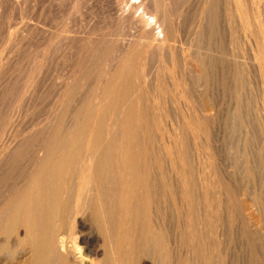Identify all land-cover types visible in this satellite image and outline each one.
<instances>
[{
    "label": "bare ground",
    "instance_id": "obj_1",
    "mask_svg": "<svg viewBox=\"0 0 264 264\" xmlns=\"http://www.w3.org/2000/svg\"><path fill=\"white\" fill-rule=\"evenodd\" d=\"M90 1L96 2L97 4L104 3V5H106V3L108 2V4L112 5V8H113L112 10L115 9L117 11L114 10L115 13L112 12V14L114 15H111L110 17H106L107 15H105V19L100 20L102 21L101 24H103L104 27H101V26L100 28L95 27L97 28V30L92 29L94 32L91 33L90 35L88 34L89 36L87 35L88 40L86 38L87 43L86 44L84 43L85 44L84 46L78 43L81 46L79 47L81 50L78 54L76 51L77 57H75L76 55L71 54L73 50L71 52L70 48L67 49V50H70L71 55H74V58H72L73 56L70 57L74 60L71 64H75L76 68H78L80 72V74L77 73V75H75L74 79H71L70 81L71 83H68L69 86L68 84L66 85L69 87L68 90L67 91H65L66 89L64 90L65 92H67L66 96L68 97V100L66 101L68 103L67 102L66 103L69 106L65 104V100H64L62 102H64L65 105H63V103H61V105L59 104L61 106L59 109L57 108L58 101L55 102L57 104H56V107L53 108V110L54 109L56 110V108L58 110L54 112H52L53 110L52 111L50 110L52 113L46 110L48 113H51V114L48 118H46L45 116V119L43 118V116H41L42 111L40 110L41 111L40 112L37 109L36 111L38 112V114L32 116L35 110L31 107L32 108L31 112L33 110L34 111L32 113L30 112L32 114L30 116H32L33 118L32 119L30 118L31 120H28V121H31L29 125H33L34 127L30 126L31 130H30V127L27 128L30 130V132L27 133L25 131V127L27 126V124L25 123L24 124L26 126L24 128H23V124L17 125L18 127L22 126L24 130L18 128V130L16 131L15 128L17 126L15 127L16 123L14 121L10 124L12 128L14 127V130H15L14 134L12 132H8L9 130H7L8 128L7 126L6 127L4 126L7 132L4 133V130H2L1 132H3L4 134L0 133V140H1V143H0V264H223V261L227 259V257L226 259L225 257H222L223 254L227 256L228 254L230 255L228 251V247L227 245H225V243H230V241L228 240L229 242H226L224 240L226 239V237H229V235H231L232 231L230 227L220 228V226H221V223H223V219L225 217L229 215L233 216V214H231L230 212L232 210V207L234 209L235 208L234 206L239 203L238 202L239 199L237 200V196L232 195L236 191L234 189L235 191L234 193H232L233 190H231V188H233V186H231L232 184H230L232 179L230 180V183L227 182V180L229 181L232 175L230 176L229 179H226V177L228 176H225L223 175V173H221V171H223L222 168H220L221 171L219 169L218 163L220 161V158L218 161L217 154L214 153L213 150L212 151L207 150L209 149L207 148L208 146L210 147L212 146L211 145L212 142L210 140L212 136L210 138H207L208 136H205L202 133L205 131L201 132V134L204 135L203 141L205 140L203 144L207 143L208 145L207 146L205 144V146L207 147H203L204 150H206V152L208 151L207 153L205 152V154H207L206 155L207 161L204 167H207V170L205 168V171H204V167L203 169L201 167L202 165L201 158H204L203 156L205 154H203L201 157L202 153H200L201 152L200 149H202L200 148V146L201 147L204 146V145H201L202 142L200 140L201 139L200 137H202V135H200L199 131H195V128L191 129L190 128L191 126L189 124H187L190 126V127L187 126L188 128L185 127L186 125L184 124L185 125L184 127L188 129V130L186 129V132L183 130L184 133H186L185 136L183 135L184 138L181 136V138L183 139L178 138L179 140L178 142H176L175 141L176 139L174 138H177L178 137L177 135L179 134L176 133L177 135L173 137L172 131H174L175 128L173 124L170 123L173 126L172 129L174 128L171 131L172 132L171 138L174 139L173 143L175 142L176 143L173 144L174 147L171 146L173 148V152L167 151L170 145H167L168 148L166 149L163 148L164 151L162 150L163 153H161L165 155L163 157L161 156V154H156L157 155L156 156L154 154L155 151L153 152L152 148H151L152 150L148 148L149 147L148 144H150L151 140H148L147 142L146 138L151 139L149 132H152L150 131L151 129H153L152 127L149 130L150 126L148 127L145 125L146 127H148L147 129V131H149L148 133L146 132V130L140 131L142 128L140 130L137 129L139 127L138 122L137 124L133 123L134 126L136 124L138 127L132 128L130 124L131 123L130 119H129L130 123L128 120H127L128 122L125 121L122 123V121H120L121 119L118 118L119 121L122 123L120 124V123H116L115 116L120 117V114H123L124 111L125 112L127 111V113H130V111H132L130 115L132 116V113H133V120H135L134 117H142V118L145 117L144 119L147 118L148 119L147 122H149L150 124L152 122V119L150 117L153 118L155 115L158 116L160 114V116L162 115V117L164 115L165 117H163V119H165L166 114L168 116L169 112H166L165 114H161L159 113L158 110H157L158 113L156 109L153 110L154 104L158 103L157 98L159 96L161 97V95L156 94L157 92H160L156 89L159 88V84L161 82H159L160 81L159 74L155 72V69L153 70L157 74L152 72L153 70H151L150 72V69L154 68L153 65L155 66L156 62H160V61L163 62L164 58L165 59L167 58L169 61L166 60V62L163 63V66L165 69L163 68L162 69L166 71V69L169 66H171V68H174L176 70L178 69L179 71H181L182 73L181 76L183 77L180 78V80L182 79L183 83L181 81L180 83H182L184 92L187 93V94L186 93L184 94L188 95V98L184 94L183 95L187 99H190V100L193 99L194 101L191 100L193 101V104L194 102L198 103L197 105L200 110V113L202 112L201 114L204 115V117L200 115L198 116L202 117L203 120L204 118H206L207 119L206 121H211L214 116L212 115V113H210V109L212 110L214 106L215 107L218 106L214 104L216 103V100L212 103L213 105L212 108L209 109V106H208L209 103H211L210 100H212L211 99L212 98L211 97L212 84L214 81H216V80L214 81L212 80L213 79L212 76H215V74H217V72H220V71L222 72V73H219L220 76L221 74L225 75L226 74V72H224L225 69L226 71L228 70L227 72H229V74L232 73L231 79H233V82L235 83L234 84L235 90L238 86H240V89L241 88L243 89V86L245 88L246 87L248 88V92L245 93L246 94L245 101H244L245 96L241 97L239 95L241 94V90L237 88L236 96L238 97L234 95L235 96L234 99L235 98L236 99L234 100L232 104L233 106L230 107L232 117L234 118L241 117L242 116L241 109L244 108V106L247 109L249 108L255 109V107L252 108L253 106L256 105L255 99H257L258 95H261L260 93L262 92H263L262 94L264 95V0H79L77 5L85 4ZM65 2L66 0L65 1L63 0H0V81L3 78V76L5 78L3 79L6 81L4 82L6 84H3V87L0 88V100H1V97H3L7 93L8 89L10 88L9 87L10 84L14 82H15V86L23 90L24 95H22L23 93L22 92L21 93L22 97H21L20 93L17 91V87L15 88L16 90H14L13 88L14 85H13L11 87L13 88V90L11 88L10 89L14 92L17 91L21 98L19 97L20 98L19 102L11 100L13 101L12 104H14V102L15 103L18 102L21 106V104H25L28 100H32L31 99L32 96L30 98V92H33V89L31 90V87L34 86L32 85L33 83L32 81L34 78H37V76L34 78L31 77V79L33 78L31 82L30 80H28L30 79L29 77L26 78L27 80L26 79L23 80L22 76L24 75L23 74L24 68L22 67H24V65L21 67L23 72L20 69V66L17 65L19 66V69L22 72L20 73L23 74L22 76H19V74L15 73L18 68H14L15 66L13 67V65L16 61L20 60L21 57H23L26 54L28 55V51H30L31 48L33 49V46L34 47L39 46V45L36 46L35 44H37L39 40L40 41L43 40V39H40L41 37L39 35L42 31H46L47 33L49 32L51 35V37H49L50 35L47 36L43 34L44 35L43 37L45 36H47V38L49 37L47 41L44 40L46 42V51L45 53L43 51H37L38 53H35L36 51L34 52V50L36 49H34L32 50V53L33 52L35 53V57H40V54L42 52L44 54L47 53L48 55L46 54L47 57L45 59H46V62H48L50 65H52V63L55 64L54 60L58 59L57 57L59 56L58 54L59 52H61L64 49L63 53H66L65 50L67 48V45L70 46L69 43L71 44L72 42H74L76 44V42L78 41L81 42V39L83 38L85 40L84 36H78L79 33H77V36H73L75 37L73 39L72 37L73 29L72 28L73 27L75 28V26L73 25L75 23L73 22L74 16L68 15L66 16V18L64 17L69 12L68 11L67 13H65L67 8L69 7L65 4ZM69 2L68 3L66 2V3L69 5L70 4ZM110 5L106 7H109ZM39 6L43 7L42 10L44 11V13L48 14L46 15L47 16L46 19L44 18L45 19L44 23L48 25V28H46L47 25H45L46 29L43 27H41L42 28L41 31L40 29H38L40 32L36 34H38L39 37L37 36L38 41L35 42L34 39L36 37H34L35 35L34 33L37 29L35 30L32 27L31 21L33 22V20H31V17L32 18L34 17L35 15L34 13H36L35 11L37 10L36 8H39ZM109 8H106V10L108 11ZM72 11H71V14H72ZM31 14H34V15L31 16ZM74 15L76 14L74 13ZM41 16L40 18H42ZM20 18L22 21L19 20L21 22H18V19ZM100 21H99V24H100ZM227 34H229L231 38L230 45L232 48V52L235 51V45L237 44L239 51H240L239 53L240 56L237 57L238 53L236 52L237 55L236 53L235 55L237 59L233 60L232 59L233 57H232L231 58L232 60L230 59L231 61L228 62L229 64L227 65V62H226V65H225V61L227 60L228 57L225 60V58L222 56L224 51L222 52L221 50L220 52V49L217 50V45H218L217 42L218 43L219 41L221 42L222 40L220 39L221 36L223 35L225 36ZM218 39L219 41H217ZM226 39H227V36H226ZM259 41L261 42L260 45L258 43ZM39 43H40V46L41 44L44 45V43H41V42ZM82 43H83V40H82ZM222 43H221V46H223ZM234 43L236 44L234 45ZM226 46H229V45H226ZM77 49H78V46L75 48V50ZM57 54L58 56L56 57ZM31 55L32 54H30L29 56ZM67 55L68 54L66 55L64 54V56L66 57ZM40 59L41 58H39L38 60ZM64 59H62V61ZM24 60L26 59L24 58ZM29 60H31V57L29 58ZM23 61L21 62V64L23 63ZM39 62L40 61H38V63ZM67 62H70V60L69 61L67 60ZM17 63H19V61ZM48 63L46 64L48 65ZM28 64H29V69H30L31 67L30 65L33 63L30 62ZM35 64H33L34 65V67H32L33 69H30L32 76L37 74V72L39 73L38 68L42 67L41 65H43L44 67V64H39V65L38 64L35 65ZM57 64H58V61H57ZM65 65L66 64H64L63 67H65ZM70 65L67 68V70L70 69ZM54 66L52 65V67ZM157 66H160V65H157ZM11 67L16 69V71L14 70V73L12 74L8 72ZM59 67H61V65H59ZM47 68H48L47 74L51 73L52 72L51 66L50 67L48 66ZM55 68H58V67H55ZM129 68L130 69L133 68L134 70H138V71L141 70V73H143V75L141 74V76L145 77V79L149 77V81L151 83V84L149 83L150 86L152 85V87L154 86L157 87L156 89L154 87V89L157 91L155 95L158 96L156 97V103H153L152 101H150L152 103L153 108L151 107V104L147 102L148 100L151 99V98L149 99V97H151L152 94L150 93L151 95L146 97V95L148 94L144 93V91L146 93L148 91L149 93V91L153 89L149 90V85H147L148 83L147 84L142 83L143 81L147 82L148 79L146 81L144 79L140 80V82L143 85L145 84L146 87L142 86L138 82H135V80L138 79L137 77L136 78L132 77V79H135L133 81L135 83H132L130 79L131 76L129 77L130 72L129 74L126 75V72ZM157 68L156 70L159 71V73L161 74L162 73L160 72L161 70H158ZM171 68L169 67V69ZM60 70L62 71V69ZM72 70H75V69L72 67ZM26 71H28V69ZM65 71L66 70H64V72ZM71 71L69 70L68 72L72 73ZM113 71L116 72V74H113ZM129 71H132V70H129ZM147 71L148 73L149 72L150 73L147 74L146 73ZM165 71L163 73H165ZM171 71H172L171 74L173 75V69ZM171 71H168V72L166 71V73L169 74ZM7 72L10 75H7L8 74ZM17 72H19V70ZM100 72L102 73L104 72L103 76H101L104 79L103 78L100 79L99 78L100 76L98 77ZM52 73L53 75L55 74L54 72ZM60 73L58 74L60 75ZM110 73L114 75L115 77V78L113 77L115 80V81H112L113 83L110 82L111 79L110 81L109 79H107ZM132 73L137 74L138 72L134 71ZM63 74H64L63 75L64 78L66 79L67 77H65V74L67 73L65 72ZM73 74H76V70L74 71ZM73 74L71 75L69 74L68 78L69 76L71 78ZM171 74L170 76H172ZM175 74L177 73L175 72ZM161 75H164V74H161ZM28 76H29V73H28ZM48 76L51 78V74H49ZM166 76L164 75V77ZM170 76H168L169 77L168 80L172 79ZM176 76L177 75H175L174 77ZM178 76H177L178 78L177 80H179ZM62 77L60 78L59 76L58 78L61 81L63 80L62 82H64L65 79H62ZM97 77L100 79V81L97 80ZM111 77L109 76V78ZM161 77L163 78V76ZM174 77H173L174 79L173 82L175 83L176 79ZM229 77L231 76L226 75V79ZM38 78H40V76ZM68 78L66 79V81L68 80ZM214 78H218V77H214ZM166 79L164 81H167ZM257 79H258V84L256 83L257 85L255 86L259 85V87L258 89L256 87L258 91L254 92L255 89H253V81L257 82ZM44 81L42 80V85L44 84ZM171 83H172V80H171ZM180 83L179 84L177 83L175 85H180ZM92 84L94 88L91 87ZM215 84L217 85L216 82ZM223 84H225V82ZM163 85H164V82L163 84L161 83V86ZM224 86H226V84ZM52 87H54V85ZM58 87L59 86H57V88ZM169 87L172 88L173 86L169 85ZM179 87L177 86L178 89ZM177 88L175 90H178ZM51 89H54V88H51ZM159 89L161 90V88ZM260 89L262 92L260 91ZM57 90L59 91V89ZM163 90L165 91V89ZM171 90H169L168 93H170ZM238 90L240 91L239 94L237 93ZM174 91L172 90L171 94L173 95L175 94V98L178 99L179 97H176L177 91H175V93ZM224 91L222 90V94ZM42 92L43 93L46 92L44 91V88ZM181 92L179 91V93ZM50 93L51 92H48V94L46 93V95L48 96H45V97H49ZM63 93L64 92H62L61 95H63ZM133 93L135 94V96L133 95L134 99L129 98V99H132V100H129V102L135 99H138L137 98L138 96L136 97V94L140 95V100L137 103L135 100V102H133L134 104H131L127 101L125 96H132ZM143 93L145 94V96ZM121 94L123 95L122 98L125 97V100H123L122 98L121 100L128 102L129 106H128V103L126 105V102L124 104V102H121V100L118 98L120 97ZM163 94H166V92L162 93V95ZM7 95L9 96L10 93ZM61 95L60 97H62ZM212 96H214V94H212ZM9 97H12V96L10 95ZM34 97H36V95ZM38 97H41V95ZM45 97L44 98L41 97V98H43L44 100ZM56 97L58 98L57 95ZM144 97H146L144 100L147 99L146 102H144L143 100ZM15 98H18V97L16 96L14 97V99ZM116 98H118L120 102L123 103L124 105L121 106L120 104H118L119 106L117 105L113 107V105H116L114 104V100ZM186 98L182 99V100H185L183 101V104L186 101L189 102V100H186ZM69 99L71 100V102ZM173 99H170L171 103ZM259 99L262 101L261 97ZM47 100L49 101L48 98ZM83 100H86L85 105L83 104V106H85L84 108L83 106L81 107L82 105L81 102ZM258 100H257V104H258ZM9 101H10V98H9ZM9 101L6 104L7 107H8V103H10ZM38 101H40V99ZM32 102H35V100L33 99ZM42 102L41 104L44 103ZM115 102L117 103V100H115ZM167 102L168 100H166V103ZM180 102H181V99L179 103ZM75 103L76 105H74ZM176 103H178V101ZM176 103L174 104L173 102L174 107L170 104L171 108L173 107L174 109L176 107L174 112L172 113L176 112L175 114H177L176 115L178 116L177 118L181 117V119L184 120L185 118L183 117L186 116V115L183 116L185 114L184 110L188 111L187 110L188 108L182 110L184 112V114L182 115L180 111L181 108L179 107L182 104H179L178 106L179 108H177ZM161 104L162 103L160 102V104L159 105L157 104V105L160 107L162 106ZM190 104L191 102L187 103V107H193V108L195 107L193 104H192L193 106H190ZM39 105L40 104L37 105L38 106L37 108H39ZM49 105H50V102H49ZM77 105L83 108L82 112L83 111L84 112L82 114H84L85 112H89V114L93 115L94 114L93 112H95L97 115V118H96V115L94 116L95 119L93 117H90L92 120H94L90 122L91 119L89 121L88 117L92 115L88 114V117L84 115V119L86 120H84L83 117H81L80 115L82 120H84L85 122H81L82 120L79 121V118H80L79 116H78L79 117L78 121L81 123H85V124L80 125L78 124L79 122H77V126H76L77 128H76L75 125L71 123L72 126L74 127L73 128L71 127L72 129L69 130V125H71L70 122L68 121V116L69 115L71 116L70 109L73 110V107L76 108L75 106ZM0 106H1V101H0ZM10 106H9V111H10ZM41 106H40V109H41ZM43 106H45V104ZM50 106L52 107L53 105H50ZM67 106H68V109L66 111ZM170 106H169V110L168 109L167 110L170 111L171 113ZM14 107L12 106V108ZM45 107L49 108V106H45ZM165 107H167V105ZM181 107L183 108V106ZM25 108L23 110V116H24V113L26 112ZM81 108H80V111H81ZM20 109H23V108L21 107ZM215 109H213V112L214 113L218 112V111H215ZM15 110L18 111L19 108ZM74 110L77 111L79 110V108H76ZM117 110L118 111L123 110L120 112V114L117 112L119 116L117 114L115 115ZM194 110L195 112L198 111V109L197 110L194 109ZM217 110H218V107H217ZM1 111L3 112L2 108H1ZM189 111H190V108H189ZM18 112L21 113L20 110ZM44 112L45 110H43V113ZM73 113L75 112L73 111ZM196 113H193V116L194 114L196 115ZM175 114H170L171 118L170 116L169 118L172 119V115L174 116ZM74 115L72 116L75 118ZM124 115H126L127 118H131L126 113ZM261 115L264 117L263 114ZM40 116L42 117V119H40ZM72 116L70 117V119L73 118ZM85 116L87 118H85ZM108 116L110 118L115 119L114 120L115 122L111 123V121L113 120H111L110 118H107L106 119L107 121L108 119L109 121L111 120L110 121L111 124H107L106 123L107 121H106L105 123L108 126H105L106 124L104 123V118ZM160 116L157 118H160ZM176 116H175V119H176ZM259 116L258 117L256 116L258 118L256 119L259 120L261 123L263 118L261 119V117ZM25 117L26 116H24V118ZM120 118H123V117H120ZM193 118H196V117L194 116ZM193 118L192 120H195ZM75 119H73V121ZM149 119L151 120L149 121ZM181 119L179 120L176 119V122L177 120L180 121ZM198 119L200 118L198 117ZM11 120H14V119L11 118ZM173 120H171L172 123L175 121ZM23 121H25V119ZM28 121L27 123H29ZM86 121H89V123L88 122L86 123ZM138 121H141V119ZM154 121L155 120H153L152 123L154 125L155 123L158 125L159 122L157 121L154 122ZM232 121L233 122H231V124L229 123L228 125L226 124L227 127L224 124L225 129H224V133L222 136L224 140L226 137L225 134L228 129L232 130L240 125V122L239 123L236 122L237 120L236 121L232 120ZM68 122H69V125H68ZM133 122H136V120ZM143 122L145 124L146 121H143ZM147 122L146 124H148ZM164 122L166 123L167 120ZM262 122H264V119ZM73 123L76 124L75 121ZM124 123L130 124L131 128L128 127L129 125L126 126ZM160 123L159 125H161V128H162L163 123L161 120H160ZM193 123L191 122L190 124L195 127L197 123L199 124V121L197 122V120H195L193 121ZM243 123L244 124L241 125L240 131L238 132H242L241 135H243L244 143L246 145L250 143V141H252L253 139L252 136L254 135V127H253L254 125L250 123V121L249 122L244 121ZM211 124H210L211 127L213 126L218 127V126L213 125L214 122H212ZM145 126H142V127H145ZM164 126L165 124H163V128ZM175 126H179V125L177 124ZM199 126L197 127L199 128ZM263 126H264V123L263 125L261 124V127L264 129ZM1 127L3 126L1 125ZM127 127L130 128L129 130L132 129L134 131V128H135L137 131L139 130L140 132L138 131V133H135L137 132L135 131L133 133L132 131L130 132L128 130L130 133H132V135L130 134L127 135V133H129L127 131L128 129ZM153 127L156 128L155 126ZM166 128H168L167 131L171 133L170 132L171 129L169 130L170 127L167 126ZM177 128H180V126ZM177 128L175 130H177ZM263 129H261L262 135H263V137L261 136L262 138H264ZM161 130L160 128L156 129V131H159V133H161L160 132ZM201 130H203V128ZM208 130H210V128L207 129L206 132H208ZM218 130H216V132ZM180 131H182V128ZM24 132H26V134ZM153 132H154V129H153ZM163 132L165 133V130ZM211 132H212V128H211ZM6 133L7 134L12 133L13 135H11L10 137L9 134L5 135ZM161 134L158 135L159 138ZM163 138H164V141H166L165 139L167 137H163ZM171 138H167L169 141V142L167 141L168 143H170V141L172 143ZM214 138L215 137H213V139ZM240 139H242L241 136H240ZM153 141H155V139ZM212 141H215V140H212ZM155 142L157 143V141ZM162 142L163 140L160 142V144ZM29 143L31 145V148L29 147ZM214 145L215 147H218L217 146L218 144L215 143ZM256 145H259V142ZM162 146L165 147L166 145H162ZM219 146H220V143H219ZM246 146L245 147L243 146V148H245L243 150L245 151L246 149L249 148L248 147L249 145H246ZM257 147L264 148V139L262 140V146H257ZM231 148H233V146ZM160 150L159 152H161ZM257 150L261 151V149H257ZM262 150L264 151V149ZM245 151L244 153H248L247 151L246 152ZM234 153L236 154V152ZM250 154L252 153L250 152ZM263 154L264 153L262 152L260 156L263 157L264 156ZM246 155L244 156V158H246ZM247 156H248V161H246L245 159L244 160L246 161L247 165H249L248 162L254 159L252 158L250 159L249 154ZM160 157L165 158L167 160L166 161L167 163L168 162L171 163V165L168 164L172 167L171 169H173L171 170L172 171L171 175L167 174L165 176L166 171L163 170L164 165H162V162H161V161H164L165 159L163 160ZM262 157L260 159H262ZM21 159L24 160L22 162H25V164L27 162L26 165L29 167L27 168L25 166L26 167L24 168L25 170L23 169V167L19 168L20 170L23 169V171L21 170L16 175V173L14 174L13 171L14 170L17 171L19 169L16 170V168H14L15 166L13 167V165L16 160L21 161ZM229 162L232 163L230 160ZM202 163L205 164V161H203ZM176 165H177L176 167L177 170L175 169ZM235 165L237 166V163ZM236 166L234 168L237 169L238 167ZM263 166H264V163H263ZM11 167L14 169H12ZM167 167L168 166H166L165 168ZM222 167H225V166H222ZM248 167L249 169L252 168L250 166ZM249 169H247L248 174H250ZM238 174H240V171L238 172ZM166 177H168V179H165ZM170 179L172 180L171 182H173V184L172 183L171 184L174 186V188L175 187L177 189L179 188L181 191L179 192L180 202L179 201L178 202H179V206L182 204L183 209H185L183 213L185 214L186 219L184 218V216H182V218L185 219V222L183 221L182 224L186 228V229L184 228L187 233L186 237L190 240L193 238V235L195 237V232L193 231V229L197 228L198 230L200 226L199 220L201 218H202L201 221L202 220L205 221V222L202 221L204 224L202 226L204 227L206 225L205 227L208 229L207 231H209L207 238L205 237L207 239L206 240L207 242L203 243V245H200V243H197L198 237L197 238L195 237L197 242H194L195 239H193V241L191 240L194 243L193 244L191 243L192 245L191 244L188 245L191 248L189 249L188 247L191 253V256H189V253H188L189 261L187 259L182 258L184 257L183 256L184 248H182L181 250L182 255L179 254L180 250L179 252H177L178 250L176 246L179 245L180 243L175 244L174 239L172 237L174 235L172 230L176 231L177 228H173L171 224L169 225L170 226L169 228V226L167 225L168 224L167 223L168 218L166 217L167 215L166 213H163L164 212L163 209L165 210V208L161 209L162 208L160 207L161 202L159 205V199H160L159 197H162L158 195L159 185L163 181H165L164 183H167V181ZM217 181L220 182L219 185H221V183L223 184L222 188L224 186L223 191L225 192V195H226L225 197L222 196L224 199L223 198L216 199V198H219L218 197L219 195H217V193L218 194L220 193L218 191L216 193V190H215L217 189L216 188L217 185L215 187V183ZM262 181H261V184L264 185ZM236 182H238V179ZM236 182L234 181L235 185L238 184ZM168 183H167V186H168ZM174 183L178 184L180 187L177 185L175 186ZM258 186L260 185L258 184ZM255 187H257V185ZM222 188H219V189H222ZM170 190H171V187H170ZM256 194L254 195L257 196L258 198L256 197L257 199L255 200H258L259 194L258 195ZM235 195H238V194L235 193ZM261 201H258V202H261ZM178 202L176 201L175 203L173 202V208L182 209V207L178 206L177 204ZM258 204L260 205V203ZM239 205L241 206V204ZM239 205L238 207L240 208ZM167 206H170V205H167ZM161 210L163 212H161ZM174 210L175 209H173V213L175 214ZM178 211L179 209L177 210V212ZM181 211L182 210H180V214H181ZM177 218H179V216ZM232 218L229 220L231 221ZM180 220H181V217L179 218L178 223H177L178 225H180L179 227L182 226V224H180ZM178 225H175V226L178 227ZM171 226H172V229H171ZM178 230L179 228L177 229V231ZM181 230L183 231V229L180 228L179 231ZM177 231L175 232V234L177 233ZM220 231H223L222 235L224 236L225 234L226 237L224 236V238H221ZM182 234L184 235V233ZM196 235L200 237L199 233ZM180 236L181 235H179V240H180L179 242L183 240L181 238L182 236L181 237ZM187 238L186 239L184 238L183 241L187 242ZM176 239H178V235ZM179 248H180V245H179ZM184 253H187V252L185 251ZM221 257L224 259L223 261H221L222 260ZM230 257H232V255ZM229 259L230 258H228L227 260ZM185 260L188 262H186ZM227 263L228 261H226V263L224 264H227ZM229 264H238V262L237 260H235V258H232L229 260Z\"/></svg>",
    "mask_w": 264,
    "mask_h": 264
},
{
    "label": "rangeland",
    "instance_id": "obj_2",
    "mask_svg": "<svg viewBox=\"0 0 264 264\" xmlns=\"http://www.w3.org/2000/svg\"><path fill=\"white\" fill-rule=\"evenodd\" d=\"M63 1H65V0H63ZM78 1H79V0H70V2H69V0H66L67 3L69 2V3L71 4V6H70V4L68 5V4L65 2V4H66L67 6H69V7L74 11V12H73V11L68 7L65 13H67L68 11H69V12L64 16L65 18H66V16H68V15H69V16H70V15H71V16H72V15L74 16V17H73L74 21H73V19H72V21L75 22V23L73 24V25L75 26V28H74V27L72 28V29H73V30H72V32H73L72 34H73V35L71 34L72 37H73V36H77V33H79L78 36H84V37H85V40H84V38H83V39H81V42H79V41L76 42V41H75L76 44H75L74 42H72L71 44L69 43L70 46L67 45V48L65 47L66 50H67L68 48H70L71 52H72V50H73L72 53L70 52V50H67V51L65 50L66 53H63V52H64V51H63L64 49H63V50L61 51L63 54H62L61 52H59V53H58L59 56H58V54L56 55V57L58 56V57H57L58 59H55V60H54V63H55V64L52 63V65H53V66L55 65V66L52 67V65H50L48 62H46V59H45V58L47 57L48 54H47V53H46L47 55L44 54L45 51H46V42H45V41H47V40L49 39V37H51V35H50L49 32H48V33H49V34H48L46 31H42L39 35H40V37H41L40 39H43V40H42L43 42L40 41V40H39V42H41V43H44V42H45V43H44L45 46L42 45V44H41V46H40V43L38 42L39 44L37 43V44H35V45H36V46L39 45L40 47H39V46H38V47H34V46H33V49H32V48L30 49L31 52L28 51V55L26 54V55H24L23 57H21L20 60H18L19 63L21 64V62L24 60V58L26 59V60L23 61V63H22L21 65H20L19 63H17L18 61H16V62L14 63V65H13V67L15 66L14 68H18L17 71L19 70V72H17L16 69H14L13 67L10 68L11 70L9 69L8 72H9L10 74L14 73V70L16 71V72H15L16 74H19V76H22V75L24 74V75L22 76V79H23V80L29 77L30 79H28V80H30V82H31L32 79H33L34 77L37 76V78H34L35 80L33 79V81H32L33 83H34V82H36V83H34V84L32 83V85H34V86H33L34 88L31 87V90L33 89V92H30V98H31V96H32V98H31L32 100H28V101H27L28 103L26 102L28 105L25 103V104H21V106H20V104L18 103V102H19V99L22 97V95H24V92H23V90L19 89V87L15 86V82L12 83V84H10L9 87L11 88V87L14 85V87H13L14 90H16L15 88L17 87V91L20 93V95H21V93L23 92L22 95H21V97H20V95H19V93H18L17 91H15V92L12 91L13 88H11L12 90H11L10 88L8 89L10 95H11L13 98H12V97H9L10 95H9V96L7 95V94H9L8 91H7V93L5 94L6 96L4 95L3 97H1V100H0V101H1V106H0V114H1V115H0V128H1L0 133H1V134H4L5 132H7V130H9L8 132H12V133L14 134V133H15V130L17 131L18 128L24 130L23 128L26 126L25 124H27V126H28V127H27V126L25 127V131L28 133V132H30L31 127L33 126V125H29V124L31 123V121H28V120H31V119L33 118L32 116L38 114V112L36 111V109L39 110V111H40V110L42 111V112L40 111V112L42 113V114H41V113H40V114H41V116H43V118L45 119V116H46V118H48L52 112L58 110L57 108L60 109V107H61V106H60L61 103H63V105H65V104L68 103V102L66 101V100H68V97L66 96L67 92H65V91H67L68 88H69V87H68V86H69L68 83H71V82H70L71 79H74V78H75V75H77V73L80 74L78 68H76V65H75V64H71V63L74 61L72 58H74V55H76L75 57H77V54H78V53L80 52V50H81V49L79 48V47H81L80 45H83V46H84V45L87 43L88 36H89L91 33L94 32L93 30H97V28H100V26H101V27H104L103 24H101L102 21H100V20H104V19H105V15H107L106 17H110L111 15H114V14H112V12L115 13V11H117V10H115V9H114L115 11L112 10V9H113V8H112V5L108 4V2L106 3V5H104V3H102V4H99V3H98V4H97L96 2H91V1H90V2H87V3H85V4H81V5L78 4V5H77ZM79 3H80V2H79ZM33 4H34V3H33ZM103 5H104L105 7H104ZM108 5H110L111 7H110V6H109L110 8H109V7H106V6H108ZM78 6H79V7H78ZM113 7H114V6H113ZM106 8H109L108 11L106 10ZM114 8H115V7H114ZM36 9H37V10H36ZM36 9H35V10H36V11H35L36 13H34L35 15H34V14H31V16L34 15L33 18L31 17V20H33V22L31 21V25H32V27H33L35 30L37 29V30L35 31V33H34V34L36 35V36L34 35V37H36V38L34 39L35 42L38 41V39H37L38 34H36V33H39V32L42 30L41 27L45 28V27H46L45 25H47L46 23H44V22H45L44 20H45L46 17H47L46 15H48V14L44 13V11L42 10L43 7H40V6H39V8H36ZM103 10H104L105 12H104ZM111 10H112V11H111ZM41 11H42V13H41ZM71 11H72V14H71ZM75 11H76V12H75ZM110 11H111V12H110ZM79 12H80V13H79ZM107 12L109 13V15H108ZM69 13H70V14H69ZM74 13H75L76 15H74ZM110 13H111V14H110ZM41 15H43V16H41ZM40 16H41L42 18H40ZM101 16H102V17H101ZM99 17H100V18H99ZM44 18H45V19H44ZM19 20H21V18L18 19V22H21V21H22V20H21V21H19ZM39 20H40V22H39ZM96 20H97V21H96ZM99 21H100V24H99ZM38 22H39V23H38ZM42 23H43L44 25H43ZM35 24H36V25H35ZM39 24H40V26H39ZM49 24H50V22H49ZM37 25H38V27H37ZM85 26H86V27H85ZM98 26H99V27H98ZM76 27H77V28H76ZM95 27H97V28H95ZM46 28H48V25H47ZM46 28H45V29H46ZM79 28H80V29H79ZM38 29H40V31H39ZM90 29H91V30L93 29V30L91 31ZM74 31H75V32H74ZM45 33H47V34H45ZM80 33H81V34H80ZM41 34H42V35H41ZM43 34H44V35H47V36L50 35V36H49L48 38H47V36L43 37V36H44ZM88 34H89V35H88ZM87 35H88V36H87ZM223 36H224V35H223ZM223 36H221V38H220V39H222L221 42L219 41V39L217 40V41H219V43L217 42V44H218V45H217V50L220 49V52H221V50H222V52L224 51L223 54L225 53V54L229 55V56H227V55H225V54H224V55L222 54V56L225 58V60H226V58L228 57L227 60L225 61V65H226V62H227V65H228V64H229V63H228L229 61H231L232 59H233V60H234V59H237V58H236L237 53H238L237 57L240 56V54H239L240 51H239V48H238L237 44L234 43V45L236 44V45H235V51L232 52V48H231V45H230V44H231V38H230V35H229V34L225 35V36H224L225 38H224ZM226 36H227V39H226ZM38 37H39V36H38ZM42 37H43V38H42ZM44 38H45V39H44ZM74 38H75V37H73V39H74ZM86 38H87V40H86ZM44 40H45V41H44ZM82 40H83V43H82ZM84 41H85V42H84ZM128 41H129V40H128ZM243 41H244V40H243ZM222 42H223L224 44H223ZM225 42H227L228 44L225 43ZM78 43H80V45H79ZM84 43H85V44H84ZM221 43H222L223 46H221ZM258 43H259V45L261 44L260 41H259ZM225 44H226V45H229V46H226ZM74 45H75V46H76V45L78 46V49H77V50H75V48H76L77 46L75 47ZM43 46H44V47H43ZM71 46H72V47H71ZM218 46H219V48H218ZM220 47H221V48H220ZM73 48H74V49H73ZM34 49H36V50H34ZM37 49H39V50H37ZM226 49H227V50H226ZM32 50H34V52L36 51L35 53H38L37 51H43L44 53L42 52V53L40 54V57H35V53L33 52V53H34V54H33V53H32ZM68 51H69V52H68ZM74 51H75V53H74ZM76 51H77V54H76ZM226 51H227V52H226ZM229 51H230V53H229ZM29 52H30V53H29ZM220 52H219V53H220ZM236 52H237V53H236ZM60 53H61L62 55H61ZM70 53H71V54H74V55H71ZM235 53H236V55H235ZM30 54H32V55L29 56ZM42 54H43V56H42ZM64 54H65V55L68 54V55H70V56L67 55V57H66V56H64ZM231 54H233L234 56L231 55ZM44 55H46V56H44ZM107 55H108V54H107ZM109 55H110V54H109ZM218 55H219V54H218ZM230 55H231V56H230ZM27 56H28L29 58L31 57V60H29V58H28ZM32 56H33V58L35 57L36 59H35V58L33 59ZM41 56H42V57H41ZM60 56H61V57H60ZM63 56H64V57H63ZM72 56H73V57H72ZM26 57H27L28 59H27ZM56 57H55V58H56ZM70 57H72V58H70ZM232 57H233V58H232ZM39 58H41V59L38 60ZM43 58H44V59H43ZM64 58H65L66 60H65ZM68 58H69V59H68ZM231 58H232V59H231ZM21 59H22V60H21ZM32 59H33L34 62L32 61ZM42 59H43V60H42ZM59 59H60L61 61H62V59H64V60H63L64 62H63V61L61 62ZM230 59H231V60H230ZM28 60H29V61H28ZM67 60H68V61L70 60V62H67ZM166 60H168V59H167V58H166V59L164 58V61L162 60L163 62H161V61H160V62H156V64H157V65H160V66H161V64H162V66H163V63H165ZM38 61H40V62L38 63ZM42 61H43V62H42ZM55 61H56V62H55ZM57 61H58V64H57ZM168 61H169V60H168ZM26 62H27V63H26ZM30 62L33 63V64H35V63L37 62L36 64H38V65H39V64H44V67H43V65H41L42 67L38 68V69H39V73L37 72V74H35V75L32 76V73H31V70H30V69H33L32 67H34V65L31 64V65H30L31 67H30V69H29V64H28V63H30ZM41 62H42V63H41ZM65 62H67V63H65ZM46 63H48V65H47ZM60 63H61V64H60ZM63 63L66 64L65 67H63V66H64ZM158 63H159V64H158ZM36 64H35V65H36ZM68 64H69V65L71 64L69 70L71 71V70H72V67H73V68L76 70V74H73L75 70H72V71H71L72 73L68 72V71H69V70H67V68L69 67ZM156 64H155V66L153 65L154 68L151 67L152 69H150V68H149V69H150V72H151V70L155 69V72H157V73L159 74V79H160L159 82H161L162 84H163V82H164V85H163V86H161V83L159 84V88H161V90H162L163 92H162L159 88H157L156 86H154V87H155V89L157 88L156 90H158V91H160V92H162V93H165V92H166V94H163V95H162V93L157 92V91L154 89V87H152V85L150 86L151 83H150V81H149V77H147V78L145 79V77L141 76V74L143 75V73H141V70L138 71V70H134L133 68H132V69L129 68V69L127 70V72H126V75L129 74V72H130L129 77L131 76L130 79H131V82H132V83L138 82L139 84H141V85L144 86V87H146L145 84L148 83L147 85H149V90H150V89H153V90L149 91V93H148V91H147V93L144 91L145 94H148V95H146V97H148L149 95L152 94V96L149 97V99L151 98L150 100L147 101V99L144 100L146 97L143 98L144 102L147 101V102H149V104H151V107H152V103H151L150 101H152L153 103H156V97H158L157 95H161V97L163 98V100H162V98L159 96L160 98H159V97L157 98V99L159 100V101L157 100V102H158L157 104L159 105L160 102H161V103H162V104H161L162 106H160V107H162L163 109L165 108V109H164L165 112H164L163 109L160 108L157 104H154V106H153L154 109H153V110L156 109V111L158 110L159 113H161V114H165L166 112H169V114H168V116H167V114H166V118H165V119H163V117H165V116L163 115V117H162V115L160 116V114H159L158 116L155 115V116L153 117L154 119H153L152 117H150V118L152 119V122H153V120L157 121V120H159V119L161 118L160 120L162 121L163 124H165V126H164L165 129L163 128V124H162V128H163V129L161 128V125H159L160 120L157 121V122H159L158 125H157L156 123H155V125H154L152 122H151V124H150L149 122H147L148 119H147V118H146L147 120L144 119L145 117H143V118H142V117H134V119L136 120V122H133V121H135V120H133V113H132V116L130 115V113L132 112V111H130V110H128V111H130V113H127V111H126V112L124 111L123 114H120V112L123 111V110H121V111H120V110H119V111L117 110L116 113H115V115H116L117 112H118V113L120 114V117H123V118H120V117H117V116L114 115L115 118H116V123H120V124H122L123 122H125V121H127V120L129 121V119H130L131 123H130V121H129V123L131 124V127H132V128H133V127H138V126H139L137 129L140 130V129L142 128L140 131H145V130H146L147 133L149 132V131H147L148 127L150 126V127H149V130H150V128L152 127V128L154 129V132H156V133H154V132H153V129H151L150 131H152V132H149V133H150L149 135H150V138H151V139H147V138H146V140H147V142H148V140H151V141H150V144H148V145H149L148 148H150V149L152 148L153 150H152V149H151V150H152L153 152L155 151V153H154L155 155H156V154H161V153H163L162 150L164 151L163 148H165V149L168 148L167 145H170L169 148H168L169 150L167 149V151H172V152H173V148H172L171 146L174 147L173 144H175L176 142H178V140L181 138V136L184 138V136L186 135V133H184V131L186 132V129H187L188 127L191 126V127H190L191 129H192V128H195V131H199V132H200V135H202V137H200V138H201L200 140H201V142H202L201 145H204V146H202V147L200 146V148H202V149H200V150H201L200 153H202V154H201V157H202V155L205 154V152H206V150H204L203 147H207V146H208L207 143H204V144H203V142L205 141V140L203 141V139H204L203 136H204V135H205V136H208L207 138H210V137L212 136V137H211L212 139L210 138V140H211V142H212V144H211L212 146H211V147L208 146L207 148H209V149H207V148H206V149H207V150H211V151L213 150V152L217 154L218 161H219V158H220V161H219V163H218V164H219V169L222 168L223 171H221V169H220L221 173H223V175H225V176H228V177H226V179H229L230 176L232 175L231 178L229 179V181L227 180V182L230 183V180L232 179L230 184H232L231 186H233V188H231V186H230V188H231V190H233L232 193H234V191L236 190L235 193L238 194V195H235V193H234V194H232V195L237 196V200L239 199V200H238L239 203H238L237 205L234 206V207H235L234 209H233V207H232V210H231V212H230L231 214H233V216H232V215H229V216L225 217V218L223 219V223H224V224L221 223V226H222V227L219 225L220 228H229V227H230V228H231V231H232V233H231V235H229V237H226L225 234H224V236L226 237V239H225L224 241H226V242H229V241H230V243H225V242H224L225 245H227V247H228V251H229L230 255L228 254V256H227V255H224V254H223L222 257H225V259H226V257H227V259H228V258H230V259L235 258V260H237L238 264H264V206H263V205H264V204H263V203H264V185L261 184V181H262V180H263L262 183L264 184V166H263V163H264V159H263V158H264V156H263V157L260 156V154H261L262 152L264 153V151L262 150V149H264V148H262V147H257V146H262V140L264 139V138H262L263 135H262V131H261V129H263V128L261 127V124L263 125V123H264V122H262L263 119H264V117L261 115V114L264 115V112H262V111H264V108H263V107H264V104H263V103H264V101H263V99H264V98H263L264 95L262 94L263 92H262L261 89H260V91H261L262 93H260L261 95H258V98L255 99V100H256V101H255L256 105L252 107V108L255 107V109H251V108L247 109V108H245V106H244V108L241 109V111H242L241 113H242V116H243V117L241 116L242 119H241V117H236V118H234V117H232V115H231L230 107L233 106L232 104H233L234 100L236 99V98L234 99V97L236 96V90H237V88H239V90H241V94H239V93H240L239 90L237 91V93H238L241 97H242V96H245V97H244V101H245V98H246V94H245V93L248 92V88L246 87V88H247V89H246V88L243 86V89H242V88L240 89V86H238V87L236 88V90H235V88H234V84H235V83L233 82V79H231V78H232V73L229 74V72H227L228 70L226 71V69H225L224 72H226V74H225V75H222V74H221V76H220L219 73H222V72H221V71H220V72H217V74H215V76H212V78H213L212 80H213V81L216 80V81H214L213 84H212V89H211V90H212V93H211V97H212L211 99H212V100H210L211 103H209L208 106H209V109L212 108V107H213L212 103L216 100V103H214V104H216V105H218V106H216V107L214 106L213 109L216 108L215 111H218V112H215V113H214V112H213V109H212V110L210 109V113H212V115L214 116L213 118H215V119L212 118L211 121H206V120H207L206 118H204V120H203V118H202V117H204V115L201 114L202 112L200 113V110H199L198 105H197L198 103H197V102H194V104H193V101H194L193 99H191V100H193V101H191L190 99H187V98H188V95H186L187 93L184 92V88H183V85H182L183 81H182V79L180 80V78L183 77V76H181V74H182L181 71H179L178 69L176 70V69H174V68H171V66H169L171 69H169V67H168V68L166 69V71L168 72V71H171V70L173 69V75L171 74L172 71L168 74V73H166L165 70H163V69H165L164 66H163V67H162V66L160 67V66H157ZM17 65L20 66V69H21V67L24 65V67H22V68H24V69H23L24 72H23V70L21 69L22 72H23V74H21L22 72L20 71L19 66H17ZM25 65H26V67H25ZM59 65H61V67H59ZM46 66H47V67H48V66H49V67L51 66V68H52V69H51L52 72L55 73V72L57 71L58 73L61 72L62 74L60 73V75H59V74L56 72V73L54 74V75H55V76H54L53 73L51 72V70H50L51 73H48V74H47V70H48V68H47ZM55 67H58L59 69H58V68H55ZM62 67H63V68H62ZM157 67H158V68H157ZM26 68L28 69V71H26V70H27ZM156 68H157L158 70H161V71H160V72H162L161 74H164L165 76H166L167 74H168V75H167L166 77H164V75H161V74L159 73V71L156 70ZM162 68H163V69H162ZM12 69H13V70H12ZM40 69H41L42 72L40 71ZM43 69H44V70H43ZM54 69H55V70H54ZM60 69H62V71H61ZM63 69L66 70L65 72L67 73V74H65V77L68 78V75H69V74H70V75L73 74V75L71 76V78H70V76H69L70 80H69V78H68V80L66 81L67 78H66V79L64 78V76H63L64 74H63V73H65V72H64ZM149 69H148V71H149ZM45 70H46V71H45ZM53 70H54V71H53ZM129 70H132V71H129ZM12 71H13V72H12ZM43 71H44V73H43ZM134 71H136V72H138V73H137V74H136V73H135V74L132 73V72H134ZM148 71L146 72L147 74L150 73V72L148 73ZM164 71H165V73H163ZM177 71H178V72H177ZM8 72H7V73H8ZM20 72H21V73H20ZM27 72L29 73V76H28V73H27ZM40 72H41V73H40ZM45 72H46V73H45ZM152 72H154V70H153ZM155 72H154V73H155ZM175 72H176L177 74H175ZM9 73H8L7 75H10ZM68 73H69V74H68ZM100 73H101V75H100ZM100 73H99L98 77L100 76L99 78L102 79L103 77H101V76H103V73H104V72H103V73L100 72ZM123 73H125V72H123ZM146 73H145V74H146ZM157 73H155V74H157ZM26 74H27V75H26ZM30 74H31V76H30ZM43 74H45V75H43ZM49 74H51V78L53 77L52 79L48 76ZM113 74H116V72L113 71ZM139 74H140V75H139ZM170 74H171L173 77H174L175 75H177V76L179 75V76H178V77H179V80H177V79H178L177 76L174 77V78L176 79V80H175L176 82L174 83V82H173L174 79H173L172 76H170ZM218 74H219V76H218ZM134 75H136V76H134ZM216 75H217V76H216ZM226 75H228V76L230 75L231 77H229V78L226 79ZM24 76H25V77H24ZM39 76H40V78H38ZM44 76H45V77H44ZM46 76H48L49 78L46 77ZM56 76H57V77H56ZM59 76H60V78L63 76L62 79H65L64 82H62L63 80L61 81V80L58 78ZM73 76H74V77H73ZM78 76H79V75H78ZM78 76H76V77H78ZM109 76H110V77L112 76V77L109 78ZM109 76L107 77V79H109V81H110V79H111L110 82L113 83L112 81H115V80H114V78H115L114 75H112V74L110 73ZM138 76H140V77H138ZM161 76H163V78H162ZM168 76H170V77L172 78L171 80H172V83H173V84L171 83V80H168V79H169ZM31 77H33V78L31 79ZM42 77H43V79H42ZM55 77H56V79H57V78H58V79L56 80ZM72 77H73V78H72ZM98 77H97V80L100 81V79H99ZM113 77H114V78H113ZM132 77H134V78L137 77L139 80H138V79H136V80H135V79H132ZM142 77H143V78H142ZM214 77H218V78H214ZM221 77H222V78H221ZM3 78H4V76H3ZM3 78H2V79H3ZM46 78H47V80H46ZM166 78H167V79H166ZM257 78H258V76H257ZM2 79H1V81H0V84H1V85H0V88L3 87V84H6V83H4V82H6V81L4 80L5 78L3 79L4 81H3ZM48 79H49V80H48ZM50 79H51V80H50ZM103 79H104V78H103ZM112 79H113V80H112ZM142 79H144L145 81L148 79L147 82H144V81L142 82V83H145L144 85L140 82V80H142ZM165 79H166L167 81H164ZM220 79H221V80H220ZM26 80H27V79H26ZM42 80H43V81L46 80V81H44V84H45V85H44V84L42 85ZM52 80H54V81H52ZM59 80H60V81H59ZM134 80H135V82H133ZM161 80H163V81H161ZM224 80H226V81H224ZM48 81H49V82H48ZM50 81H51V82H50ZM55 81H56L57 83H58V81H59V83L57 84ZM121 81H122V80H121ZM168 81H169V82H168ZM178 81H179V82H178ZM180 81H181L182 83H180ZM217 81H218V82L220 81L219 84H218ZM223 81L225 82L226 86H224L225 84H223V83H224ZM46 82H47V84H46ZM53 82H55V83H53ZM60 82H61V83H60ZM65 82H66V83H65ZM95 82H96V81H95ZM166 82H167V84H166ZM215 82L217 83L218 86L215 84ZM227 82H228V83H227ZM48 83H50L51 85L53 84L54 87H52L53 85L51 86V85L48 84ZM62 83H63V85H62ZM64 83H65V84H64ZM138 83H137V84H138ZM149 83H150V84H149ZM177 83H178V84L180 83V85H175V84H177ZM256 83L258 84V79H257V82H256V81H253V89H255L254 92H257V91H258L257 89H258V87H259V85H258V86H255V85H257ZM35 84H36V85H35ZM37 84H38V85H37ZM40 84H41V85H40ZM56 84H57V85H56ZM59 84H60V85H59ZM67 84H68V86H66ZM93 84H94V83H93ZM93 84H92L91 87H93ZM137 84H136V85H137ZM168 84H169L170 86H173V87H172L173 89H172L171 87H169ZM171 84H172V85H171ZM220 84H222V85H220ZM16 85H17V84H16ZM48 85H50V86H48ZM95 85H96V83H95ZM213 85H214V86H213ZM47 86H48V88H47ZM57 86H59V87L57 88ZM166 86H167V87H166ZM177 86H178V87L180 86L179 89L177 88ZM215 86L218 87V88H216ZM220 86H221V87H220ZM50 87H51V88H54L55 90H54V89H51ZM150 87H152V88H150ZM168 87L171 88L173 91H174L176 88L178 89V90H175V91H177V92H176V97H179V98H178L179 100H178L177 98H175V94H174V95L171 94V93H172V92H171L172 90L169 89ZM256 87H257V89H256ZM39 88H40V89H39ZM43 88H44V91H46V92H44L45 95H44V93L42 92V91H43ZM56 88L59 89V91H58ZM61 88H62V89H61ZM93 88H94V87H93ZM162 88L165 89V91H164ZM166 88H167V89H166ZM180 88H181V89H180ZM223 88L225 89V91H224ZM65 89H66V90H65ZM146 89H147V88H146ZM216 89H217V90H216ZM218 89H219V90H218ZM244 89H245V90H244ZM10 90H11V91H10ZM35 90H37V91H35ZM41 90H42V91H41ZM62 90H63V91H62ZM64 90H65V91H64ZM69 90H70V89H69ZM147 90H148V89H147ZM169 90H171L170 93H168ZM182 90H183V91H182ZM220 90H221V91H220ZM222 90L224 91V92H223L224 95L222 94ZM61 91L64 92L63 95H61V94H62ZM101 91H103V90H101ZM175 91H174V93H175ZM179 91H180V92L182 91V92L179 93ZM242 91H243V92H242ZM16 92H17V94H16ZM35 92H36V93H35ZM37 92H38V93H37ZM48 92H51L50 95H51V94H52V95H51V96L49 95V97H45V96H48V95H46V93L48 94ZM54 92H56V93H54ZM59 92H60V93H59ZM153 92H154V93H153ZM156 92H157V93H156ZM214 92H215V93H214ZM234 92H235V93H234ZM42 93H43V94H42ZM134 93H136V92H134ZM134 93L132 94V96H125L128 102H129V100L134 99V98H133V97L135 96ZM137 93H138V91H137ZM144 93H143V94H144ZM150 93H151V94H150ZM155 93H156L157 95H155ZM158 93H160V94H158ZM184 93H186V94H184ZM225 93H226V94H225ZM232 93H234V94H232ZM13 94H14V95H13ZM32 94H33V95H32ZM139 94H140V92H139ZM139 94H136V97L138 96V97H137L138 99H135V100H136V103L139 102V100H140V95H139ZM145 94H144V96H145ZM167 94H168V95H167ZM169 94H171L172 96L169 95ZM178 94H180V95L183 96V97H181V96L178 95ZM183 94H184L185 96H187V98L184 97ZM212 94H214V96H212ZM18 95H19V96H18ZM35 95H36V97H34ZM37 95H38V96L41 95V97H43V98L45 97V99H44L45 101L43 100V98L38 97ZM43 95H44V96H43ZM56 95L58 96L59 100H58V98L56 97ZM60 95L63 97V99H62V97H60ZM64 95H65L66 97H65ZM133 95H134V96H133ZM164 95H165V96H164ZM222 95H223V96H222ZM231 95H232V97H231ZM234 95H235V96H234ZM7 96L10 98V101H9V98H8ZM16 96H17L18 98H15V99H14V97H16ZM122 96H123V95L121 94L120 97H118V98L121 100ZM142 96H143V95H142ZM167 96H168V97H167ZM259 96L262 98V101H263V102L259 99V98H260ZM262 96H263V97H262ZM19 97H20V98H19ZM54 97H55V98H54ZM125 97H123L122 99L125 100ZM236 97H238V96H236ZM2 98H3V99H2ZM7 98H8V100H7ZM11 98H12V99H11ZM37 98H38V99H37ZM47 98L49 99V101L47 100ZM51 98H52V99L54 98L53 101H52ZM56 98H57V99H56ZM118 98L115 99V100H117V103H116L115 100H114V104H116V105H113V107L117 106L118 104H120L121 106L125 104L126 101H122V100H121V102H124V104H123V103L120 102V100H119ZM129 98H132V99H129ZM169 98H170V99H173V98H174V99L172 100V103H171V100H170ZM183 98H184V99L186 98V100H189V102L186 101L187 103H190V102H191L190 106H193V105H194L195 107H194V108H193V107H187V103H186V102L183 104V101H185V100H182ZM213 98H215V99H213ZM16 99H18V100H16ZM33 99L35 100V102H32ZM39 99H40L41 102L43 101L44 103L42 102L43 104H41V102L38 101ZM41 99H42V100H41ZM160 99H161V100H160ZM165 99L168 100L167 103H168L169 105L166 103V100H165ZM180 99H181V102L179 103ZM258 99H259V100H258ZM3 100H4L5 103L3 102ZM11 100H13V101H18V102H16L17 104H16L15 102H14V104H12L13 101H11ZM50 100L52 101V103H51ZM55 100H56V101H55ZM64 100H65V104H64V102H62V101H64ZM69 100H70V99H69ZM118 100H119V102H118ZM135 100L130 101L129 103L134 104L133 102H135ZM164 100H165V101H164ZM175 100H176V101H175ZM231 100H232V101H231ZM257 100H258V104H259V105L257 104ZM8 101H9L10 103H8V107H7L6 104H7ZM29 101H31L32 103L29 102ZM57 101H58V102H57ZM85 101H86V100H83L82 102L80 101L82 105L79 104L80 102L77 103V104L81 105V107H82L83 104L85 105ZM154 101H155V102H154ZM162 101H163V102H162ZM177 101H178V103H176ZM223 101H225V102H223ZM244 101H243V102H244ZM39 102H40V103H39ZM49 102H50V105H53L54 107H53V106L51 107V106L49 105ZM55 102H57L58 104L55 103ZM66 102H67V103H66ZM70 102H71V100H70ZM128 102H126V105H127ZM164 102H165L166 104H165ZM173 102H174V104L176 103L177 108H179V107L181 108V110H180V109H179V110L181 111L182 115H183L184 112H185V114H184L183 116H185V115H186V116L183 117V118H185V119H187V120H185V119L182 120L181 117H180V118H177L178 116H176V115H177V114H175L176 112H175V113H172V112H174V110H175V108H176V107H175V108L173 109V107H174ZM208 102H209V101H208ZM217 102H218V104H217ZM34 103H35V104H34ZM54 103H55V104H54ZM129 103H128V106H129ZM2 104H4V105H2ZM9 104H10L11 106H10ZM15 104H16L17 107L15 106ZM38 104H40V105H39V108H37V107H38V106H37ZM44 104H45V106H49V108L43 106ZM56 104H57V108H56V110H55V109L53 110V108L56 107ZM59 104H60V105H59ZM170 104L173 106L172 108H171ZM179 104H182L181 106H183V108H182L181 106H179ZM192 104H193V105H192ZM5 105H6V106H5ZM24 105H25V106H24ZM31 105H32V106H31ZM33 105H34V106H33ZM41 105H42V106H41ZM63 105H62V106H63ZM67 105H68V104H67ZM74 105H76V103H75ZM79 105L75 106L76 108H79V110H77L79 113H78L76 110H74V109H76V108L73 107V110H71V109L69 108L70 111H71L72 113H73V111L75 112V113H73V114L70 112L71 116L75 114V115H74L75 118L77 117V118L75 119V118L72 116L73 118L70 119L71 116H70V115L68 116V121L70 122V124L72 123L73 125H75V127L77 126V122H79L80 120H82L81 117H83V119H84V115H86V116L88 117V114H89V112H85L84 114H82V113L84 112V111L82 112V109H83L85 106H83V108H81ZM155 105H156L157 107H156ZM166 105H167V107H165ZM184 105H186V106H184ZM196 105H197V107H196ZM211 105H212V106H211ZM9 106H10V111H11V112L9 111ZM12 106H13V107L15 106V107L12 108ZM23 106H24V107H23ZM29 106H30V107H29ZM40 106H41V109H40ZM68 106H69V105H68ZM68 106L66 107V111H67V109H68ZM78 106H79V107H78ZM118 106H119V105H118ZM121 106H120V107H121ZM163 106H164V107H163ZM169 106H170V109H171V113H170V111H168V110H169ZM178 106H179V107H178ZM188 106H189V105H188ZM21 107H22L23 109H20ZM25 107H26V108H25ZM31 107L35 110V111L33 110V111H34L33 115L31 114V113L33 112V111L31 112V109H32ZM35 107H36V108H35ZM43 107H44V108H43ZM153 107H152V108H153ZM217 107H218V110H217ZM259 107H261V108H259ZM1 108H2V110H3L4 113L1 111ZM7 108H8V110H7ZM17 108H19V110L21 111V113L18 112L19 110H18V111L15 110V109H17ZM24 108L26 109V110H25L26 112L24 113V116H26L25 118H24V116H23V110H24ZM27 108H28V109H27ZM80 108H81V111H80ZM186 108H188V109H187L188 111L184 110V109H186ZM189 108H190V111L192 112V114H191V112L189 111ZM191 108H192L193 110H194V109H196V110L198 109V111H196V112H198V113H196L195 110H194V112H193V110H192ZM257 108H258V109H257ZM11 109H12V110H11ZM29 109H30V110H29ZM42 109L45 110L44 113H43V110H42ZM115 109H117V108H115ZM159 109H160V110H159ZM167 109H168V110H167ZM219 109H220V110H219ZM243 109H244V110H243ZM260 109H261L262 111H261ZM46 110H47L48 112H51L52 110H53V111H52L51 113H48ZM50 110H51V111H50ZM182 110H184V112H183ZM246 110H247V111H246ZM248 110H250V111H248ZM253 110H254V112H253ZM255 110H256L257 112H256ZM8 111H9L10 113H9ZM16 111H17V113H16ZM64 111H65V110H64ZM158 111H157V113H158ZM12 112H13V114H12ZM30 112H31V113H30ZM80 112H81V114H80ZM220 112H221V113H220ZM250 112H251V113H250ZM29 113H30V114H29ZM45 113H46V114L48 113V114L46 115ZM76 113H77V114H76ZM86 113H87V114H86ZM93 113H94L93 115H92V114H89V115H92V116H89V117H88L89 121H90V119H91L90 117H93V118L95 119L94 116L96 115V113H95V112H93ZM99 113H100V112H99ZM113 113H114V112H113ZM125 113H126L129 117H131L132 120H131V118H127L126 115H124ZM188 113H189L190 115H189ZM193 113H196V115L194 114V116H195L197 119H196V118H193V117H194V116H193ZM217 113H218V115H217ZM256 113L259 114L260 116L257 115ZM15 114H17V115H15ZM18 114H19V116H18ZM26 114H27V115H26ZM44 114H45V115H44ZM68 114H69V113H68ZM170 114H175L174 116L172 115V119H170V118H171ZM248 114H249V115H248ZM10 115H11V116H10ZM30 115H32V116H30ZM76 115H77V116H76ZM80 115H81V117H80ZM82 115H83V116H82ZM117 115H118V114H117ZM121 115H123V116H121ZM188 115H189V117H188ZM191 115H192L193 117H192ZM198 115H200V116H202V117H200V116H198ZM219 115H220V116H219ZM223 115H224V116H223ZM246 115H248V116H246ZM250 115H252V116H250ZM21 116H22V117H21ZM41 116H40V119H42ZM78 116H79L81 119H80ZM86 116H85V118H87ZM118 116H119V115H118ZM159 116H160V118H157V117H159ZM169 116H170V118H169ZM175 116H176V119H178V120L181 119L180 121H181L183 124H182L180 121H178V120H177V122H176ZM190 116H191L193 119L197 120V122L199 121V124H200L201 128H200V126H199L198 123H197V125H196L195 127L192 126V125L190 124L191 122L193 123V121H195V120H192V118H191ZM215 116L217 117V119H216ZM256 116H257V117H258V116L261 117V119L263 118L262 121H261V123H260L259 120H257L258 118H257ZM20 117H21V119H20ZM124 117H125V118H124ZM173 117H174V118H173ZM187 117H188V118H187ZM198 117H199L200 119H198ZM221 117H222V118H221ZM6 118H7V119H6ZM11 118L14 119V120H11ZM23 118L25 119L26 122L23 121V120H24ZM26 118H27V119H26ZM30 118H31V119H30ZM78 118H79V121H78ZM96 118H97V115H96ZM107 118H110V117L108 116V117L104 118V123L107 121V120H106ZM118 118L121 119L120 121H122V123L119 121ZM138 118H140L141 121H138V120H140V119H138ZM155 118H156V119H155ZM167 118H168V119H167ZM243 118H244V119H243ZM246 118H247V120H246ZM249 118H250V119H249ZM256 118H257V119H256ZM4 119H5V120H4ZM15 119H16V120H15ZM73 119H75L74 121H75L76 124L73 123V122H74ZM110 119L113 120V121L110 120L111 123H112V122H113V123L115 122V121H114L115 119H113V118H110ZM122 119H123V120H122ZM137 119H138V120H137ZM143 119H144V120H143ZM151 119H149V121H150ZM162 119H163V120H162ZM169 119H170V120H169ZM173 119H174L175 121H174ZM190 119H191V121H190ZM226 119H227V120H226ZM238 119H240L242 122H241L240 120H238ZM248 119H249V120H248ZM252 119H253V120H252ZM8 120H9V122H8ZM71 120H72V122H71ZM84 120H86V119H84ZM84 120H82L81 122H85ZM166 120H167V122L165 123L164 121H166ZM171 120H173L174 122L172 123ZM188 120H189L190 123L188 122ZM223 120H224V121H223ZM232 120H234V121L237 120V121H236L237 123L240 122V125H239L240 127L238 126V127L234 128V129H232V130H231V129H228L227 132H226V134H225L226 137H225V140H224V138L222 137V136H223V133H224V129H225L224 126H225L226 124L228 125V123L231 124V122H233ZM14 121H15V123H16L15 127H16L17 125H22V124H23V128H22V126H21V127H20V126H19V127L17 126V127L15 128V130H14V127L12 128V127L10 126V124H11L12 122H14ZM27 121H28L29 123H27ZM89 121H86V123H87V122L89 123ZM92 121H94V120L91 119L90 122H92ZM108 121H109V119H108ZM108 121H107L106 123H107V124H111L110 121H109V122H108ZM117 121H118V122H117ZM128 121H127V122H128ZM143 121H146L148 124H146V122H145V124H144ZM155 121H154V122H155ZM169 121H170V122H169ZM183 121H185V122H183ZM186 121H187V122H186ZM205 121H206V122H205ZM216 121H217V122H216ZM220 121H221V122H220ZM244 121H245V122H247V121L249 122V121H250V123H252V124L254 125V126L252 125V126L254 127V135L252 134V135H253V136H252L253 139H252V141H250V143L246 144V145H249V146H248L249 148L246 149V151H247L248 153H244L245 150H243V149H245V148H243V146L245 147L246 145H245V143H244L243 135H241L242 132H238V131H240L241 125L244 124V123H243ZM258 121H259V122H258ZM17 122H18V123H17ZM37 122H38V121H37ZM69 122H68V125H69ZM81 122H79L78 124H80V125H81V124H83V125L85 124V123H81ZM137 122L139 123L138 126L136 125ZM178 122H179V123H178ZM200 122H201V123H200ZM202 122H203V123H202ZM204 122L207 123V124H205ZM212 122H214L213 125L218 126V127H214V126L211 127V125H212L211 123H212ZM225 122H226V123H225ZM254 122H255V124H254ZM24 123H25V124H24ZM106 123H105V124H106ZM133 123H136L135 126H134ZM167 123H168L169 125H168ZM170 123L173 124V126H174L175 129H176L177 127H179V126H180V128H177V130H175V129L173 128L174 131H172V130H173V129H172L173 126H172ZM174 123H175V125L178 124L179 126H175ZM176 123H177V124H176ZM180 123H181V124H180ZM208 123H210L211 125L208 124ZM215 123H216V124H215ZM241 123H242V124H241ZM6 124H8V125H6ZM72 124L69 125V130H71V129L74 127V126H72ZM107 124H106L105 126H108ZM124 124H125L126 126L129 125L128 127H130V124H127V123H124ZM132 124H133V125H132ZM141 124H142V125H141ZM152 124H153V125H152ZM160 124H161V123H160ZM166 124H167V125H166ZM184 124H185L186 126H185ZM187 124H189L190 126L187 125ZM193 124H194V123H193ZM195 124H196V122H195ZM224 124H225V125H224ZM259 124H260V126H259ZM1 125H2L3 127H1ZM145 125L148 126V127H146ZM156 125H157V127H156ZM203 125H204V126H203ZM205 125H206V127H205ZM208 125H209V127H208ZM227 125H226V127H227ZM4 126H5V127H6V126L8 127L7 130H5L6 128H4ZM9 126H10V127H9ZM30 126H31V127H30ZM142 126H145L146 129H145V127H142ZM153 126H155L156 128H154ZM158 126H159L160 130L162 129L160 132L163 133V134L159 133V131H156V129H159ZM167 126L170 127V128H169V130L171 129L170 132H171V131L173 132V137H175V136L177 135L176 133H178V134L180 135V136L177 135L178 137H177V138H174V139H176V140H175V141H176L175 143H173V142H174V139L171 138V136H172V132L169 133V131H167V130H168V128H166ZM181 126H182V127H181ZM184 126H185V127L188 126V127L185 128ZM197 126H199V128H198ZM202 126H203V127H202ZM29 127H30V130L27 129V128H29ZM33 127H34V126H33ZM71 127H72V128H71ZM128 127H127V128H128ZM131 127H130V128H131ZM219 127H220V128H219ZM223 127H224V128H223ZM260 127H261V128H260ZM263 127H264V126H263ZM2 128H3V129H2ZM11 128H12V129H11ZM76 128H77V127H76ZM130 128H128L127 131H128ZM181 128H182V131H180ZM184 128H185V129H184ZM202 128H203V130H201ZM209 128H210V130H208V132H206L207 129H209ZM211 128H212V132H211ZM214 128H216V129H214ZM143 129H144V130H143ZM197 129H198V130H197ZM213 129H214V130H213ZM218 129H219V130H218ZM235 129H237V130H235ZM2 130H4V133L1 132ZM10 130H11V131H10ZM139 130H138V131H139ZM164 130H165V133L163 132ZM178 130H179V131H178ZM183 130H184V131H183ZM187 130H188V129H187ZM216 130H218V131L216 132ZM233 130H234V131H233ZM258 130H259V131H258ZM263 130H264V129H263ZM13 131H14V132H13ZM129 131H130V132L132 131V132L134 133V132L137 131V130L134 128V131H133L132 129L129 130ZM129 131H128V132H129ZM138 131L135 132V133H138ZM140 131H139V132H140ZM176 131H177V132H176ZM202 131H205V132H202ZM214 131H215V132H214ZM220 131H221V132H220ZM257 131H258V132H257ZM26 132H24V133L26 134ZM130 132L127 133V135H129V134L132 135V133H130ZM167 132H168V134H167ZM174 132H175V134H174ZM179 132H181V133H179ZM201 132H202L204 135L201 134ZM218 132H220V133H218ZM229 132H230V133H229ZM231 132H232V133H231ZM260 132H261V133H260ZM12 133H8V134L10 135V137H11V135H13ZM24 133H23V135H24ZM158 133L161 134L162 136L164 135L163 137L171 138V139H172V143H171V141H170L171 144L168 143L169 141H168L167 138L165 139L166 141H164V138H163L161 135H160V138L162 137L163 139H162V138L160 139V138L158 137V135H159ZM182 133H183V134H182ZM206 133H207V135H206ZM208 133H209V135H208ZM221 133H222V135H221ZM233 133H234L235 135H234ZM8 134L6 133L5 135H8ZM169 134H170V135H169ZM215 134H216L217 136H216ZM155 135H156V136H155ZM165 135H166V136H165ZM167 135H168L169 137H168ZM183 135H184V136H183ZM229 135H230V136H229ZM232 136H233V137H232ZM238 136H239V137H238ZM240 136H241L242 139H240ZM261 136H262V137H261ZM213 137H215L216 139H215V138L213 139ZM217 137H218V139H217ZM258 137H259V138H258ZM178 138H179V139H178ZM183 138H181V139H183ZM232 138H233V139H232ZM261 138H262V139H261ZM154 139H155V141H157V143H156L155 141H153ZM171 139H170V140H171ZM219 139H220V140H219ZM162 140H163V142L160 144V142H161ZM212 140H215V141H212ZM221 140H222V141H221ZM233 140H235V141H233ZM239 140H241V141H239ZM253 140H254V141H253ZM152 141H153V142H152ZM158 141H160V142H158ZM167 141H168V142H167ZM180 141H181V140H180ZM260 141H261V142H260ZM213 142H214V143H213ZM240 142H241V143H240ZM258 142H259V145H256ZM0 143H1V140H0ZM30 143H31V141H30ZM30 143H29V147L31 148ZM163 143H164V144H163ZM165 143H167V144H165ZM215 143L218 144V145H217L218 147H215V145H214ZM219 143H220V146H219ZM243 143H244V144H243ZM254 143H255V144H254ZM205 144H206L207 146H205ZM260 144H261V145H260ZM148 145H147V146H148ZM162 145H166V146L163 147ZM213 145H214V146H213ZM252 145H254V146H252ZM153 146H154V148H153ZM159 146L162 147V148H160ZM227 146H228V147H227ZM232 146H233V148H231ZM250 146H251V147H250ZM237 147H238V148H237ZM241 147H242V148H241ZM170 148H172V149H170ZM226 148H227V149H226ZM246 148H247V146H246ZM158 149H159V150L161 149V150H160L161 152H159ZM216 149H217V150H216ZM218 149H219V150H218ZM236 149H237V151H236ZM239 149H240V150H239ZM257 149H261V151H260V150H257ZM234 150H235V151H234ZM251 150H252V151H251ZM156 151H157L158 153H157ZM215 151H216V152H215ZM246 151H245V152H246ZM249 151H250L252 154H250ZM254 151H255V152H254ZM207 152H208V151H207ZM207 152H206V153H207ZM231 152H232V153H231ZM234 152H236V154H235ZM220 153H221V154H220ZM230 153H231V154H230ZM243 153H244V155H243ZM246 154H247V155L249 154V156H250L249 158H250V159H251V158L254 159V160H252V161H249V162H251V163L248 162L249 165H247V163H246V161H248V156H247ZM206 155H207V154H205V155L203 156L204 158H201V164L203 165V166L201 165L202 169H203L204 165H206V161H207V157H206ZM245 155H246V158H244ZM258 155H259L260 157H259ZM263 155H264V154H263ZM156 156H157V155H156ZM161 156L164 157L165 155L161 154ZM253 156H254V157H253ZM163 157H160V158L164 160L165 158H163ZM235 157H236V158H235ZM261 157H262V159H260ZM205 158H206V160H205ZM228 158H229V159H228ZM237 158H238V159H237ZM244 159H245L246 161H245ZM259 159H260V160H259ZM202 160L205 161V164L202 163V162H203ZM229 160H230L232 163H230ZM261 160H263V161H261ZM19 161H20V160H19ZM19 161L16 160V161L14 162L13 167L15 166L14 168H16V170L19 169V168H22V167H23V169L26 168V167H27V168L29 167V166L26 165L27 162H26V164H25V162H22V161H24V160L21 159V161H20L21 163H20ZM166 161H167L166 159H165L164 161H161V162H162V165H164V166H163V170L166 171V172H165V176H166L167 174L171 175V172H172L171 170H173V169H171L172 167L170 166L171 163H170V162L167 163ZM16 162H17V163H16ZM18 162H19V164H18ZM164 162H165V163H164ZM220 162L222 163V165H221ZM255 162H256V163H255ZM258 162H259V163H258ZM262 162H263V163H262ZM15 163H16V164H15ZM22 163H24V164H22ZM236 163H237V166L235 165ZM168 164H170V165H168ZM230 164H232L233 166L230 165ZM245 164H246L247 166H246ZM17 165H18V166L20 165V166L18 167ZM21 165H22V166H21ZM252 165H253V166L255 165L256 167H255V166L253 167ZM257 165H258V166H257ZM16 166H17L18 168H17ZM25 166H26V167H25ZM166 166H168V167L165 168ZM222 166H225V167H222ZM235 166L238 167V168H237V169L234 168ZM248 166L252 167V168H250L251 170L249 169ZM176 167H177V165L175 166V169L177 170ZM228 167H229V168L232 167L233 169H232V168L229 169ZM246 167H248V168H246ZM11 168H12V167H11ZM14 168H12V169H14ZM168 168H169V169H168ZM205 168H206V170H207V167H204V171H205ZM253 168H254V169H253ZM23 169H21V170L23 171ZM166 169H167L168 172H170V173H168ZM224 169H225V170H224ZM231 169H232V170H231ZM234 169H235V171H234ZM247 169H249L250 174H248V170H247ZM21 170H20V169L17 170L18 172L14 170L13 172H14V174L16 173V175H17ZM24 170H25V169H24ZM252 170H253V171H252ZM262 170H263V172H262ZM224 171H225V172H224ZM226 171H227V172H226ZM239 171H240V174H238ZM230 172H232L233 174L230 173ZM236 172H237V173H236ZM251 172H253V173H251ZM261 172H262V173H261ZM225 173H226V174H225ZM227 173H228V175H227ZM235 173H236V174H235ZM259 173H260V174H259ZM175 174H176V173H175ZM234 174H235V176H234ZM251 174H252L253 176H252ZM236 175H237V176H236ZM246 175H247V176H246ZM258 175H259V176H258ZM175 176H176V175H175ZM251 176H252V178H251ZM234 177L238 179V182H236L237 179H235ZM258 178H259V179H258ZM260 178H261V179H260ZM262 178H263V179H262ZM165 179H168V177H166ZM218 179H219V178H218ZM233 179H234V180H233ZM171 181H172L171 179L167 181V183L169 182V183H168V186H167V183H164L165 181L161 182V184L159 185L158 195H159V196H162V197H159V196H158V197L160 198V199H159V205H160V202H161V205H160V207H162L161 209L165 208V210L163 209L164 212H163L162 210H161V212L166 213V215H167V216H166V217L168 218V219H167V221H168V222H167V223H168L167 225L169 226V225L171 224V225L173 226V228H177V229L179 228V230H180V228H181V229H183V231H185L186 228H185V227L183 226V224H182V222H183V221L185 222V219H186V218H185V214L183 213L185 209H183L181 203H180L181 205L179 206V202H180V199H179V198H180V193H179V192H181V191H180L179 188H178V189H177L176 187L174 188V186L172 185L173 182H171ZM234 181H235L236 183H238V184L235 185ZM258 181H259V182H258ZM162 183H164V184H162ZM171 183H172V184H171ZM219 183H220V182H218V181L215 183V187H216V185H217L216 188L218 189V190L215 189V190H216V193H217V191L220 192L219 194L217 193V195H219V196H218L219 198H216V199H221V198H223V197L226 196V195H225V192L223 191V190H224V189H223L224 186H223V188H222V185H223V184L221 183V185H219ZM229 183H228V184H229ZM255 183H256V184H255ZM169 184H170V185H169ZM174 184H175V183H174ZM254 184H255V185H254ZM258 184H259L260 186H258ZM171 185H172V186H171ZM176 185L179 186L178 184H175V186H176ZM256 185H257V187H255ZM261 185H262V186H261ZM219 186H221V187H219ZM236 186H237V187H236ZM170 187H171V190H170ZM179 187H180V186H179ZM260 187H262V188H260ZM219 188H222V189H219ZM239 188H240V189H239ZM245 188H246V189H245ZM247 188H248V189H247ZM252 188H253V189H252ZM256 188H257V190H256ZM173 189H174V190H173ZM234 189H235V190H234ZM244 189H245V190H244ZM259 189H260V190H259ZM160 190H161V191H160ZM172 190H173V191H172ZM175 190H176V191H175ZM178 190H179V191H178ZM221 190H222V191H221ZM250 190H251V192H250ZM168 191H169V192H168ZM243 191H244V192H243ZM254 191H255V192H254ZM262 191H263V192H262ZM159 192H160L161 194H160ZM175 192H176V193H175ZM246 192H247V194H246ZM260 192H262V193H260ZM223 193H224V195H223ZM252 193H254V194L257 193L256 195L259 194V199H258V200H255V199H257L258 197L255 196V195L252 194ZM175 194H177V195H175ZM221 194H222V195H221ZM239 194H240V195H239ZM248 194H249V196H248ZM253 195H254V196H253ZM260 195H261V196H260ZM168 196H169V198H168ZM177 196H178V197H177ZM222 196H223V197H222ZM246 196H247V197H246ZM251 196H252V197H251ZM170 197H171V198H170ZM254 197H255V198H254ZM256 197H257V198H256ZM260 197H261V198H260ZM177 199H178V200H177ZM216 199H215V200H216ZM223 199H224V198H223ZM260 199H261L262 201H261ZM164 200H165V201H164ZM168 200H169V201H168ZM173 200H174V201H173ZM175 201H176V202L179 201L177 204H178L179 207H182V209H181V208H178V209H179V211H178L179 213L177 212L178 209L173 208V202L175 203ZM216 201H217V200H216ZM219 201H221V200H219ZM253 201H254V202H253ZM258 201H261V202H258ZM167 202H168V203H167ZM169 202H170V203H169ZM252 202H253V203H252ZM258 203H260V205H259ZM261 203H262V204H261ZM165 204H166V205H165ZM239 204H241V206H240ZM162 205H163V206H162ZM167 205H170L171 207H170V206H167ZM175 205H176V204H175ZM238 205L240 206V208L238 207ZM256 205H257V206H256ZM258 205H259V206H258ZM164 206H165V207H164ZM166 207H167L168 209H167ZM260 207H261V208H260ZM262 208H263V209H262ZM173 209H175V210H174V211H175V214L178 213L179 215H178V214L175 215V214L173 213ZM235 209H236V211H235ZM261 209H262V210H261ZM180 210H182V211H181V214L183 213L182 215L180 214ZM164 215H165V214H164ZM174 216H175V217H174ZM176 216H177V217L179 216V218L181 217V220H180V224H182L181 227H179L180 225L177 224L179 218H177ZM182 216H184L185 219H183ZM230 216H231V217H230ZM172 217H173V219H172ZM232 217H233V218H232ZM231 218H232V220L230 221L229 219H231ZM177 219H178V220H177ZM182 219H183V220H182ZM201 219H202V218H201ZM201 219L199 220V223H200L199 225H200V226L204 225L203 222H205L204 220H202V221H203V222H202ZM226 219H228V220H226ZM172 220H173V221H172ZM237 220H238V221H237ZM228 221H229V223H231V224H229ZM235 221H236V222H235ZM173 222H174V223H173ZM175 223H176V224H175ZM174 224H175V225H178V227L175 226ZM172 226H171V229H172ZM174 226H175V227H174ZM200 226H199L198 230H197V228H195V229L198 231L200 237L196 235V234H198V233H197V231H196L195 229H193V231L195 232V237H196V238L198 237V239H197L198 242H197V240L195 239L194 235H193V238H192L191 240L193 241V239H195L194 242H197V243H200V245H203V243L207 242V241H206V240H207L206 238H207V235H208V232H209V231H207L208 229L205 227L206 225H205L204 227H203V226L200 227ZM169 228H170V226H169ZM184 228H185V229H184ZM218 228H219V227H218ZM232 228H233V229H232ZM177 229H176V231H177ZM179 230H178L177 233H176V234L178 235V239H176V238H177V235L175 234V232H176L175 230H172V232L174 233V235H173L172 237H173V239H174L175 244H177V243L179 244V243H180V244H179V245H180V248H179V245L176 246V247H177V250H178L177 252H179V250H180L179 254L182 255V253H181L182 251H181V250H182V248H184L185 251H186L187 253H184L185 251H184V249H183V254H184L183 256H184V257H182V258H183V259H187V260L189 261V256H191V253H190L189 249H191V248H190V246H188V245H190L191 243L193 244L194 242H192L190 239H188V238L186 237V234H187L186 231L183 232V231L181 230V231H182V232H181V231H179ZM220 230H222V229H220ZM203 231H204V232H203ZM206 231H207V232H206ZM178 232H179V233H178ZM194 232H193V233H194ZM221 232H222V233H221ZM233 232H234V233H233ZM173 233H171V234H173ZM180 233H181V234H180ZM182 233H184L185 237H184V235H183ZM200 233H201V234H200ZM224 233H225V232H224ZM222 234H223V231H220V237H221V238H224V236H223ZM179 235L182 236V237H181V236H180V237H181L183 240H184V238H185V239L187 238V242H186V241H183L181 238H180V239H181L182 241L179 242V241H180V240H179ZM221 235H222V236H221ZM175 236H176V237H175ZM203 236H204V237H203ZM174 237H175V238H174ZM205 237H206V238H205ZM199 238H200V239H199ZM175 239H176V241H175ZM177 240H178V241H177ZM228 240H229V241H228ZM199 241H200V242H199ZM188 242H190V243H188ZM197 243H196V244H197ZM183 244H185V245H183ZM192 244H191V245H192ZM184 246H185V247H184ZM186 246H187V248H186ZM188 247H189V249H188ZM188 253H189V256H188ZM185 254H186L187 256H186ZM234 254H235V255H234ZM231 255H232V257H230ZM233 255H234V257H233ZM185 256H186V257H185ZM222 257H221L222 260L220 259L221 261L224 260ZM227 259L223 261V264L226 263V261H228L227 264H229V260H230V259H229V260H227ZM185 261H186V260H185ZM188 261H186V262H188Z\"/></svg>",
    "mask_w": 264,
    "mask_h": 264
}]
</instances>
